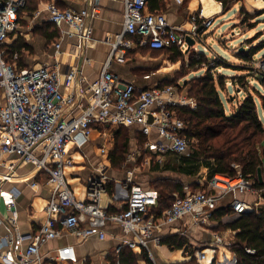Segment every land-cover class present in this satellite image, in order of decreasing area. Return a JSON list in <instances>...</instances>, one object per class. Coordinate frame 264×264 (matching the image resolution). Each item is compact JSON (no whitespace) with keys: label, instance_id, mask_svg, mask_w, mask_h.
I'll return each instance as SVG.
<instances>
[{"label":"built area","instance_id":"1","mask_svg":"<svg viewBox=\"0 0 264 264\" xmlns=\"http://www.w3.org/2000/svg\"><path fill=\"white\" fill-rule=\"evenodd\" d=\"M27 3L28 0H0V205L3 203L9 212L5 220L0 217V225L4 223L7 228L6 236L0 240V264H43L41 246L62 236L63 230L80 240L92 236L105 239L109 224L122 226L132 238L125 239L117 248V257L107 264H124L119 258L123 246L145 251L148 262L144 264H160L156 248L162 245L164 228L173 227L187 215L194 227L209 225L214 211L229 194L233 195L228 203L234 210L232 216L256 209L262 200L261 192L240 172L236 176L216 173L207 182L199 180L198 189L186 188L184 194L176 193L172 205L162 213L155 209L160 192L135 179L137 160L144 154L141 165H151L155 157L162 164L168 157L189 155L192 142L186 134L188 125L177 108H196L197 100L180 84L139 88L133 82L122 80L110 66L114 60L124 63L128 52L137 45L153 49L177 45L184 51L188 48V35L198 40L202 30L214 22L204 17L203 9L192 14L191 29L179 33L169 24L165 13L149 9L148 0H124L123 29L116 34L100 76L88 80L77 68L64 74L57 64L19 68L6 58L7 39L17 28ZM47 9L52 22L61 30L55 44L57 54L67 35L78 38L79 44L92 37L88 20L99 13L97 0L90 9H63L55 2H50ZM64 25L69 30H62ZM33 59L38 60L39 56ZM254 68L264 74V56L254 62ZM130 124L141 129L146 141L131 147L125 160V177L114 181L111 198L120 207L111 210L101 203L111 180L110 163L97 166V173L87 183L86 198L78 199L66 175V169L75 165L69 144L82 149L97 130L102 139L101 154L108 160L115 144L114 129ZM29 165L44 172L47 175L44 183L51 184L53 189L46 207L47 219L36 232L23 233L17 210L21 190L16 185L21 180L15 176L28 174ZM27 179H32L28 182L30 186H39L40 182L33 178L22 181ZM248 192H255L258 199L251 202L243 198ZM216 237V243L211 245L197 246L189 242L183 250L185 259L170 264H237L238 257L230 249L234 233L231 239ZM26 241L28 245L18 251V246ZM218 245H224L222 253ZM247 252L253 254L255 250L248 248Z\"/></svg>","mask_w":264,"mask_h":264},{"label":"crops","instance_id":"2","mask_svg":"<svg viewBox=\"0 0 264 264\" xmlns=\"http://www.w3.org/2000/svg\"><path fill=\"white\" fill-rule=\"evenodd\" d=\"M242 1L243 7H245L250 14L257 16L264 12V0ZM50 2H55L61 7L82 10L85 8L90 9L96 3V0H30L28 8L20 13L17 28L10 33L7 39L6 45L9 47L12 46L16 50L11 61L16 63L19 68L40 67L44 63L57 64L62 74L68 72L70 69L77 68L86 79H97L111 52L116 34L123 29L124 0H97L99 13L97 16L90 17L88 20V23L93 29L92 37L88 41L79 44L78 38L67 35L62 40V47L58 54L56 53L55 44L60 39L61 30L56 25H53L50 18L51 16L47 9ZM236 2L237 0L233 4L235 7ZM198 9H203L204 17L214 19V22L209 27H205L206 29L211 28L215 24L218 16L221 15L226 18L229 12L224 11L223 3L218 0H167L165 8L159 12L165 13L169 24L177 28L180 33L186 31V28L190 27L189 23H191V16L196 13ZM241 9L242 8H240L235 15L240 25L244 27L246 23L242 22V16L239 15ZM61 29L67 31L69 27L64 25ZM202 32L200 34H202ZM254 33L255 30L252 29L250 34L254 35ZM138 39V37H134V40ZM242 46L245 45L243 44ZM192 48L196 49V45L191 46L190 50ZM152 51L153 48L147 50V48L137 45V47L128 52L124 63L114 60L110 66V70L116 73L122 80L133 82L139 88L163 84L167 78L171 77V70H168L165 64L162 65L158 58L152 57ZM189 51L185 50L184 52L187 53ZM35 55L39 56L38 60L33 59ZM231 65L243 66L236 63H231ZM177 69L178 66L172 71ZM254 74L256 73L254 72ZM239 75L241 74L235 76ZM235 76H230L232 78L231 83L233 84V77ZM178 84L182 85L184 90L188 91L185 83ZM79 91L80 83L78 81L75 86V92L78 94ZM221 95L225 103L226 111L228 113L234 111L235 104L229 102V98L224 91H221ZM225 97L227 101H225ZM226 103H228V106ZM121 127L129 129L131 137L130 146H135L136 143H139V136H144L141 129L134 124L120 125L114 129L113 134L115 136V143L117 131ZM101 145L102 139L97 130L93 132L92 140L86 143L82 149L70 145V153H73L77 159L74 160L75 165L67 168V179L75 196L83 200L86 198L87 194V183L89 179L97 173V166L101 163H110L109 175L111 180L108 184L107 191L101 196V203L104 206H108L111 210H116L120 205L115 201L113 202L111 198L114 190V181L124 179L125 171L122 175L117 174L118 172L112 168L110 158L107 160V157L101 154ZM114 147L115 144L111 149L113 150ZM147 167L152 169L151 165H147ZM27 171L28 174L26 175L15 176L17 177L15 179L21 180V182H17L16 185H18L21 190L17 199V210L19 214L18 224L23 233L36 232L40 225L47 219L46 207L53 189L51 184L44 183L43 179L47 176L44 172L38 171V169L34 168L32 165L27 166ZM181 175L192 179L190 177L192 175ZM26 178H33L35 181L40 182L39 186H30L28 182L32 179H27V182L22 181ZM197 178L198 181L203 180L201 178L199 179V177ZM181 179L187 188L193 185L192 182H186L184 178ZM242 197L251 202L258 199L255 192H248L242 195ZM232 198V194L225 196L220 206L228 205ZM1 206L6 209L4 212L0 211V217L5 220L9 212L3 203H1L0 209ZM58 226L60 227L59 224ZM218 226L219 221L215 220V217H213L209 225L200 228L194 227L190 215H187L183 219L175 222L173 227L164 228L162 235L167 234L170 230H175L174 232L185 236L189 239V242H195L197 246L204 243L211 245L216 243L217 235H221L225 239H228V237L233 234L232 230L229 229L230 233L225 235L223 231L217 230ZM106 231L107 237L105 239L92 236L87 240H80L72 233L63 230L62 236L49 240L41 246V262L43 264L49 262L54 264H107L117 257V248L124 244L125 239L132 238V236L126 234L123 227L117 224H109ZM6 234L7 228L3 223L0 225V240L4 238ZM28 242L29 241H26L21 246H18V251H20V249L23 250L28 245ZM183 250L184 248L172 249L164 244L156 248L157 256L160 258H163L166 252L172 255L181 251L177 259L172 260V262L183 261L185 259ZM224 250L225 248L223 251ZM223 251L220 250L221 253ZM134 252L140 254V248L134 249ZM140 263L144 264V261L141 260Z\"/></svg>","mask_w":264,"mask_h":264},{"label":"trees","instance_id":"3","mask_svg":"<svg viewBox=\"0 0 264 264\" xmlns=\"http://www.w3.org/2000/svg\"><path fill=\"white\" fill-rule=\"evenodd\" d=\"M166 1L148 0L149 9L152 12L161 13L159 11L165 8ZM218 1L223 3L224 11H229L236 0ZM29 4L30 0H28L24 10L28 8ZM239 15L242 16L243 23L252 21L256 17L250 14L245 7H242ZM53 25L55 26L54 23ZM258 43L257 45H250L248 50L238 51L236 54L244 61L252 62L255 53L264 47V40ZM144 48L152 49L150 46ZM6 49V58L11 61L16 50L7 45ZM166 50L172 51L174 55L170 58L175 62L178 61V56L181 53H185L177 45L153 49L152 52H164ZM200 56L205 58L203 53ZM190 66H195V63L192 62ZM215 66L235 67L236 69L247 68L250 71L254 69L252 64L232 66L221 57L213 61L209 59V70L203 76L192 78L186 85L189 96L196 98L197 107L177 108L179 116L188 125L186 134L192 142L189 155L170 159L164 166H161L157 161L151 167L153 170H171L189 176L197 175L199 179L201 178L206 182L216 173L236 176L240 172L253 181V188L260 190V196L264 201V182L261 183L258 177L260 167L264 173V119L259 115L255 98L251 93H248L241 101H232L235 104L234 111L230 113L226 111L221 91L227 88V77L223 74L216 76L213 71ZM256 75L261 85L264 86V74L256 73ZM233 81L241 89L248 90L247 75L235 76ZM167 84L171 83L164 82L161 85ZM124 129L125 127H121L117 131L115 147L110 152L109 158L114 169H120L123 166L125 155L129 150L130 132L128 128H126V132ZM139 137V144H144L146 137ZM145 156L146 154L142 157L145 158ZM153 183L156 186L153 188L160 192L159 201L155 207L159 213L172 205L176 193L184 194L187 188L181 179L161 178L153 181ZM194 186H196L195 183L190 188L192 189ZM233 214L234 210L231 206L221 205L214 211L213 217L219 221L217 230L231 229L234 233V241L230 249L238 257L237 264H264V202L260 203L254 211L240 214L237 218L225 222V218H230ZM162 244L168 245L172 249H182L189 244V239L178 233L164 234L162 235ZM248 248L254 249L255 253L247 252ZM119 258L124 264H141V260L147 261V254L145 251L137 254L129 247H123L119 253Z\"/></svg>","mask_w":264,"mask_h":264},{"label":"rangeland","instance_id":"4","mask_svg":"<svg viewBox=\"0 0 264 264\" xmlns=\"http://www.w3.org/2000/svg\"><path fill=\"white\" fill-rule=\"evenodd\" d=\"M243 7V1L237 0L236 7L233 6L229 12L227 13L226 18L223 16H218L216 18L215 24L208 29H205L201 37L197 40L196 43V49L192 48L190 52L187 53H181L178 56V61L175 62L170 57L173 56L172 51L166 50L164 52H152L151 55L154 58H158L161 62V64H165L168 67V70H171V77L167 78L165 82H169L174 85H178V83L186 84L189 80L195 77L203 76L208 70H209V59L211 61L217 60L218 57L224 58L229 63L232 64H240V65H247L252 64L254 67V62L259 61L264 56V47L259 49L253 58L252 62H246L243 59H241L236 53L240 51V47L244 44L245 48L248 50L250 45H257L258 42H261L264 40V12L261 14H258L252 21H247L245 26L243 27L240 25L238 19L236 18L235 13ZM189 28H186L187 30L191 29V23ZM254 29L255 33L254 35L250 34V31ZM259 36V38L255 37ZM252 39H251V38ZM187 50V48L184 49V51ZM203 53L204 57H201L200 54ZM218 56V57H217ZM199 61V62H198ZM166 62V63H165ZM194 62L195 66L191 67L190 64ZM178 63V64H176ZM230 63V64H231ZM178 66V69L175 71L174 68ZM214 74L220 75L224 74L227 77L226 84L227 88L224 90V93L229 98L230 103L232 101H241L244 97L247 96L248 93H251L256 101L259 115L264 119V86L261 85L258 77L254 72L258 74V71L256 68H254L252 71L246 69H236L235 67H224V66H215L213 68ZM254 71V72H253ZM235 76L238 74L241 75H247L248 76V84L249 88L246 90L245 88H240V86L235 85L231 83V75ZM229 76V77H228ZM230 82V84H229ZM244 87V86H243ZM188 89V88H187ZM225 101L226 97H225ZM228 106V103H226ZM127 129H124V132H126ZM123 132V133H124ZM131 143V142H130ZM135 143V142H134ZM133 143V145H134ZM73 145L72 143L69 144ZM132 146H129V150ZM128 152L125 155V160L128 156ZM74 160L77 159L74 154L69 153ZM146 157V156H145ZM170 159H173V157H168L166 160L169 161ZM143 160V157L137 160V166L135 179L136 181L144 184L145 186L149 187H156L153 181L161 178H171V179H181L184 178L186 182H192L195 183L196 186L192 187L193 190L198 189L200 186L197 184L198 178L197 175L184 177V175H181L180 173H174L171 170H153L147 167V165L142 166L141 161ZM154 162H157L156 157L154 158V161H151V166L153 167ZM166 162H163L160 164L161 166H164ZM132 167V165H130ZM113 168V167H112ZM114 169V168H113ZM126 169L125 161L124 165L120 169H114L117 174L122 175ZM66 175H67V169H66ZM194 177V178H193ZM182 180V179H181ZM229 201V198H228ZM263 202V200H261ZM227 203V201H226ZM1 212H4L6 209L1 206ZM233 219L225 218V222ZM221 231L224 232L225 235L229 234V229H221ZM229 238H233V234H231ZM195 243V242H194ZM220 250L223 251L224 245H218ZM181 254V251L176 252V254L169 255L167 252L165 255H163V258L158 256L160 264H170L172 260L177 259V257Z\"/></svg>","mask_w":264,"mask_h":264},{"label":"water","instance_id":"5","mask_svg":"<svg viewBox=\"0 0 264 264\" xmlns=\"http://www.w3.org/2000/svg\"><path fill=\"white\" fill-rule=\"evenodd\" d=\"M187 42H188V48H187V51H189L190 48H191V46H195V45H196L197 40H195L192 36L188 35V36H187ZM244 50H246V48H245V46H242V47L240 48V51H244ZM258 177H259L260 182L263 183V182H264V173H263V171H262V167H260V168L258 169ZM238 216H240V214L235 215V216H231V217H233V218H237Z\"/></svg>","mask_w":264,"mask_h":264}]
</instances>
